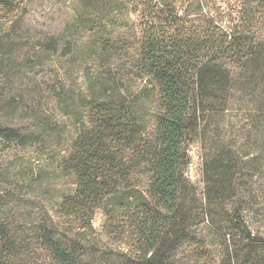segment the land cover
<instances>
[{
  "label": "trees",
  "instance_id": "obj_1",
  "mask_svg": "<svg viewBox=\"0 0 264 264\" xmlns=\"http://www.w3.org/2000/svg\"><path fill=\"white\" fill-rule=\"evenodd\" d=\"M26 1L0 0V11L20 15ZM123 1L139 21L131 64L155 92L152 124L122 94L92 101L62 160L75 186L59 204L82 229L101 211L103 230L123 246L84 259L79 238L41 226L40 259L0 217V264H264L255 219L264 220V205L253 190L264 159L240 152L219 121L235 94H247L242 140L264 139V0ZM19 138L0 126V140ZM194 141L204 145L200 194L185 175Z\"/></svg>",
  "mask_w": 264,
  "mask_h": 264
},
{
  "label": "rangeland",
  "instance_id": "obj_2",
  "mask_svg": "<svg viewBox=\"0 0 264 264\" xmlns=\"http://www.w3.org/2000/svg\"><path fill=\"white\" fill-rule=\"evenodd\" d=\"M24 8L20 15L0 11V126L20 136L0 140V217L16 244L33 257L46 253L37 241L41 226L63 240L79 238L84 259L112 255L123 244L103 230L101 211L84 229L60 214L63 196L75 186L62 160L87 122L88 105L108 94L124 95L145 126L152 124L155 92L135 77L131 64L140 38L138 18L123 0H27ZM232 99L219 120L229 131L226 136L237 141L240 152L264 159V139L250 147L242 140L252 98L237 93ZM203 146L198 141L188 145L185 168L199 194ZM261 167L253 190L263 208L264 162ZM255 219L264 233V220Z\"/></svg>",
  "mask_w": 264,
  "mask_h": 264
}]
</instances>
